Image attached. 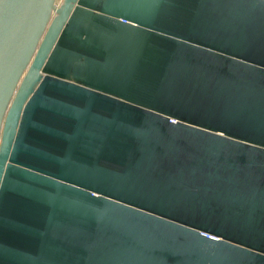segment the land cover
Instances as JSON below:
<instances>
[{"label":"water","instance_id":"95a60500","mask_svg":"<svg viewBox=\"0 0 264 264\" xmlns=\"http://www.w3.org/2000/svg\"><path fill=\"white\" fill-rule=\"evenodd\" d=\"M0 264H264V0H0Z\"/></svg>","mask_w":264,"mask_h":264}]
</instances>
